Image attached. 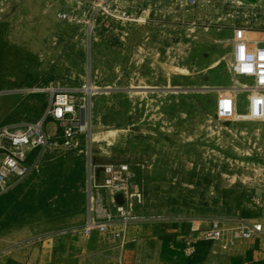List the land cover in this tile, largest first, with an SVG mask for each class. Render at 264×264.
Returning a JSON list of instances; mask_svg holds the SVG:
<instances>
[{
    "label": "rangeland",
    "instance_id": "rangeland-1",
    "mask_svg": "<svg viewBox=\"0 0 264 264\" xmlns=\"http://www.w3.org/2000/svg\"><path fill=\"white\" fill-rule=\"evenodd\" d=\"M40 1L0 0V124L38 119L56 88L76 99V132L70 144L47 149L9 191L15 199L0 216V248L3 231L16 225L39 223L20 238L29 255L54 237L49 232L90 217L104 221L107 213L108 233L122 229L124 240L147 230L185 237L214 220L229 229L243 197L264 191V116L246 114L243 87L251 80L234 75L230 44L244 39L253 49L264 41V21H250L252 9L236 3L227 4L232 19L200 20L193 7L136 0L127 6L135 20H111L110 29L100 17L88 27L80 9L79 22L59 18L69 1L46 0L51 9ZM225 92L232 95L228 115L219 110ZM45 129L61 139L59 123ZM120 162L132 183L112 199L99 186L102 165ZM49 192L53 205L39 207ZM116 205L127 210L126 226L114 216ZM85 212L86 219L65 223L66 215ZM111 259L87 261L122 264L118 255Z\"/></svg>",
    "mask_w": 264,
    "mask_h": 264
},
{
    "label": "built area",
    "instance_id": "built-area-1",
    "mask_svg": "<svg viewBox=\"0 0 264 264\" xmlns=\"http://www.w3.org/2000/svg\"><path fill=\"white\" fill-rule=\"evenodd\" d=\"M58 1V0H56ZM71 3L69 10L66 12L58 11L56 15L59 18L68 21L79 22L77 10L80 9L83 15L88 12L87 26L93 24L100 17L104 26L111 27V20L123 21L126 19L135 20L133 13L128 12L127 6H132L135 0H64ZM178 2V0H171ZM229 1V0H228ZM226 1V2H228ZM210 3V0H207ZM197 0H186L185 5L195 6ZM229 4V2L227 3ZM93 18L90 19V11ZM129 14V15H128ZM231 67L234 75L250 79L251 83L244 85V90L249 92L246 101V114L249 118H261L264 116V41L256 43L253 49H250L247 40L236 39L233 41L231 52ZM36 90V89H35ZM38 91V90H36ZM50 103L46 107L43 115L38 119L26 121L23 123L6 122L0 124V194L12 191L18 183L24 181L33 167L36 166L37 160L43 155L47 149H57L63 145L72 142L76 125L73 124L76 99L71 93L61 91L56 88L49 90ZM219 110L222 114L228 115L232 113V95L230 93L220 94ZM48 118H52L62 127L61 139L51 136L45 129V122ZM36 151L33 160L30 162L31 152ZM104 176L99 184L104 188L112 199L119 195L125 196L128 187L132 183V172L126 162L106 163L102 165ZM118 221L123 226L129 223V215L123 205L115 206V214ZM112 215L106 214V220H95L91 217L84 225H69L61 227L47 236H58L82 232L88 234L92 230H96L104 235L108 233L109 221ZM190 232L186 235L183 246V252L191 255L194 250L196 238L194 235L198 233L206 240H222L224 238L223 229L219 220H214L211 225L202 231ZM263 233L262 224L257 220H247L239 218L236 220L235 226L231 229L229 237L226 239L227 244H233L238 239L252 238ZM113 238L118 239L119 245L122 246L125 235L122 229L119 231H111ZM118 259L121 257L118 255ZM26 264H32L30 262Z\"/></svg>",
    "mask_w": 264,
    "mask_h": 264
},
{
    "label": "crops",
    "instance_id": "crops-1",
    "mask_svg": "<svg viewBox=\"0 0 264 264\" xmlns=\"http://www.w3.org/2000/svg\"><path fill=\"white\" fill-rule=\"evenodd\" d=\"M226 1L228 0H210L208 3L207 0H197V5L190 6L185 5L186 0H178L175 3L171 0H163L166 5L193 7L197 15L195 18L200 20L204 17L225 20L234 18L225 14L229 10L227 5L229 2L252 9L250 21H264V0ZM40 2L41 7L51 9L46 0ZM204 10L209 12V15H204L202 13ZM232 48L233 41L230 44V51ZM49 123L57 124L52 118L46 120L45 126L47 127ZM87 216V212L66 215L65 223L77 222L86 219ZM239 218L257 220L262 224L263 233L252 238L238 239L229 245L226 239ZM36 228H39V223L34 222V224L16 225L12 229L3 231L1 237L5 243L0 248V264H26L31 260L35 264H92V262L88 263L87 259L93 255L105 259H116L119 255L122 264H139L143 260L147 261L146 264H264V191L256 189L253 196L243 197V201L237 205L235 213L229 218V229L223 231L225 237L222 240H206L198 233H192L195 234L196 239L193 242L194 250L191 255L183 252L186 236L175 235L170 239L164 233L154 235V232L150 234L148 230L145 237L128 236L122 246L119 245L118 239L110 234L107 233L108 236L103 237L97 234V231H92L90 235H84L82 232L58 235L36 244L28 255V251H24L22 246H19L22 243L20 238Z\"/></svg>",
    "mask_w": 264,
    "mask_h": 264
},
{
    "label": "trees",
    "instance_id": "trees-1",
    "mask_svg": "<svg viewBox=\"0 0 264 264\" xmlns=\"http://www.w3.org/2000/svg\"><path fill=\"white\" fill-rule=\"evenodd\" d=\"M35 152L36 151H33V152H31V154H30V157H32V156H34V154H35ZM30 159V158H29ZM51 196V193L49 192V193H43L38 199H39V203H38V206L40 207V206H49L50 204L51 205H53V203H51V201L49 202V201H47V199L49 198ZM15 199V197H13V195L11 194V193H2V194H0V216L2 215V214H7V213H5V205H6V203H7V201L9 200H14ZM18 201H16V203H15V207H18ZM25 207H27V208H29L30 206H25ZM14 215V214H13ZM15 216V215H14ZM8 222H9V220L8 221H5V222H1V226H5V225H7L8 224Z\"/></svg>",
    "mask_w": 264,
    "mask_h": 264
}]
</instances>
